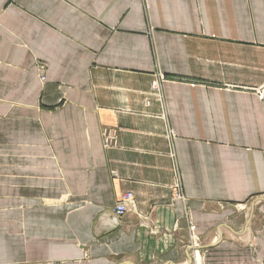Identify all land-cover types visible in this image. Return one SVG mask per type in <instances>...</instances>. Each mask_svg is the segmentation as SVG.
<instances>
[{"label":"crops","instance_id":"crops-1","mask_svg":"<svg viewBox=\"0 0 264 264\" xmlns=\"http://www.w3.org/2000/svg\"><path fill=\"white\" fill-rule=\"evenodd\" d=\"M263 84L264 0H0V264H264Z\"/></svg>","mask_w":264,"mask_h":264},{"label":"built area","instance_id":"built-area-1","mask_svg":"<svg viewBox=\"0 0 264 264\" xmlns=\"http://www.w3.org/2000/svg\"><path fill=\"white\" fill-rule=\"evenodd\" d=\"M39 67L42 69L43 65L39 64ZM42 79H44V76H41ZM164 76L161 74H157L153 80H151L150 83V90H149V96H154L157 99H161V82L163 80ZM258 98L261 100H264V84L254 90ZM149 96L144 99L145 105H149L150 99ZM103 144L105 147H109L111 145H114L116 143V138L114 134H111L107 130H104L103 133ZM174 195L175 196H180V191H179V185H176L174 188ZM134 204V197L131 192H124L121 194L119 200L117 201L115 207H114V212L118 217H121L128 209H130Z\"/></svg>","mask_w":264,"mask_h":264}]
</instances>
